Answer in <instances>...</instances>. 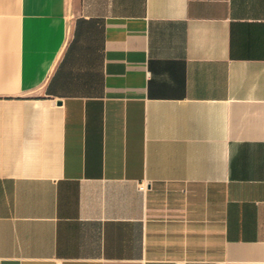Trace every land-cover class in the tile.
<instances>
[{
  "label": "crops",
  "instance_id": "crops-1",
  "mask_svg": "<svg viewBox=\"0 0 264 264\" xmlns=\"http://www.w3.org/2000/svg\"><path fill=\"white\" fill-rule=\"evenodd\" d=\"M0 264H264V0H0Z\"/></svg>",
  "mask_w": 264,
  "mask_h": 264
},
{
  "label": "built area",
  "instance_id": "built-area-1",
  "mask_svg": "<svg viewBox=\"0 0 264 264\" xmlns=\"http://www.w3.org/2000/svg\"><path fill=\"white\" fill-rule=\"evenodd\" d=\"M139 189H140L141 191H143V190H144V186H143V185H140V186H139Z\"/></svg>",
  "mask_w": 264,
  "mask_h": 264
}]
</instances>
